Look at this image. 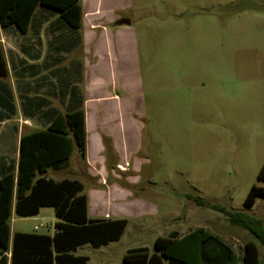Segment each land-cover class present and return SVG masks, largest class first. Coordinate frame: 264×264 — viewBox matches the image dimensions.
Instances as JSON below:
<instances>
[{"label": "rangeland", "instance_id": "1", "mask_svg": "<svg viewBox=\"0 0 264 264\" xmlns=\"http://www.w3.org/2000/svg\"><path fill=\"white\" fill-rule=\"evenodd\" d=\"M114 1L125 5L120 15L137 32L138 68L131 75L141 86L133 97L144 132L135 162L139 182H128L132 165L119 176L108 169L106 181L140 202L98 203L101 213L118 211L129 225L121 240L101 248L87 244L75 255L87 256L88 264H124L131 251L154 253L158 237L204 227L239 252L254 241L264 264L263 247L247 231L189 198L264 222L263 197L253 208L244 205L253 185L264 186L258 180L264 164V0ZM110 143L106 138L107 149ZM46 176L81 181L91 199L99 187L77 146L68 166L50 168ZM143 204L149 206L144 217L134 212ZM56 222L53 208L30 218L14 214L11 243L16 233L51 235Z\"/></svg>", "mask_w": 264, "mask_h": 264}, {"label": "crops", "instance_id": "2", "mask_svg": "<svg viewBox=\"0 0 264 264\" xmlns=\"http://www.w3.org/2000/svg\"><path fill=\"white\" fill-rule=\"evenodd\" d=\"M80 4L84 14L80 29L45 6L36 9L26 34L15 25H0L9 69L8 76L0 78V179L18 170L24 135L48 129L58 114L84 110V165L89 177H99L92 199L88 195L89 214L96 216L93 219H125L111 209L101 213L97 204L140 202L129 189L106 181L108 169L119 176L131 165L134 176L129 175L128 182L134 185L140 179L135 162L144 125L133 96L141 94V86L131 75L138 68L137 32L132 21L130 26L118 25L127 19L120 15L125 10L120 2L80 0ZM104 138L111 142L108 149ZM148 210L143 204L134 212L144 217Z\"/></svg>", "mask_w": 264, "mask_h": 264}, {"label": "trees", "instance_id": "3", "mask_svg": "<svg viewBox=\"0 0 264 264\" xmlns=\"http://www.w3.org/2000/svg\"><path fill=\"white\" fill-rule=\"evenodd\" d=\"M39 6L61 14L74 29L83 25L80 0H0V25H15L26 34ZM9 74L0 43V78ZM106 138H104V141ZM75 145L83 161L87 158L86 113L77 110L58 114L48 129L24 135L20 142L18 170L0 179V264H88L87 256L75 252L87 244L94 248L122 239L127 219H93L89 215V198L83 183L75 179L56 182L45 175L50 168L66 166ZM264 182V164L258 174ZM258 197L264 198V186L253 185L244 205L253 208ZM201 207L211 208L228 217L231 225L247 231L264 249V222L244 212L226 210L201 198L189 196ZM43 208H53L57 222L53 236L38 233H16L12 238L11 219L36 217ZM155 252L137 249L124 256V264H261L254 241L237 251L221 236L204 227L185 235L174 233L158 237Z\"/></svg>", "mask_w": 264, "mask_h": 264}, {"label": "water", "instance_id": "4", "mask_svg": "<svg viewBox=\"0 0 264 264\" xmlns=\"http://www.w3.org/2000/svg\"><path fill=\"white\" fill-rule=\"evenodd\" d=\"M118 25L122 26V25H128L130 26L131 25V20L129 19H122L120 21H118Z\"/></svg>", "mask_w": 264, "mask_h": 264}]
</instances>
